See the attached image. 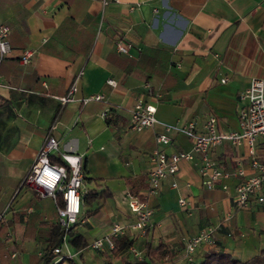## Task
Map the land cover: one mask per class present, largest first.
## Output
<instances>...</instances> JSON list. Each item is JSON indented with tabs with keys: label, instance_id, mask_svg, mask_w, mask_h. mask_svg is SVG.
Returning a JSON list of instances; mask_svg holds the SVG:
<instances>
[{
	"label": "crops",
	"instance_id": "crops-1",
	"mask_svg": "<svg viewBox=\"0 0 264 264\" xmlns=\"http://www.w3.org/2000/svg\"><path fill=\"white\" fill-rule=\"evenodd\" d=\"M0 23L9 27V52L0 61V264H39L52 237L55 204L21 184L47 134L58 142L57 157L79 155L92 179L83 181V194L102 193L87 205L81 196L79 218L84 221L73 230L88 244L106 235L112 223L132 221L123 195L143 192L156 148L167 153L191 148L185 135L174 132L167 145H157L155 135L164 132L159 123L128 130L129 110L137 100L154 105L160 122L184 125L195 119L202 130L212 114L222 130L232 131L239 129L238 94L252 77L264 79V0H117L105 5L101 0H0ZM119 33L131 43L127 54L114 49ZM24 48L35 53L20 64ZM76 76L72 100L61 102ZM91 94H102L103 100L78 101ZM256 149L263 159L262 139ZM209 156L223 169L240 160L247 174L253 172L244 145L224 141ZM237 182L230 177L204 187L197 160L181 161L176 175L163 180L148 200L153 215L147 234L121 238L131 239L128 247L142 255L146 244L164 243L169 259L178 262L182 237L216 226L215 246L197 249L195 263L215 248L245 261L264 249V210L237 208ZM179 198L188 199L191 208L179 205ZM128 247L113 259L110 251L74 249L67 242L69 251L80 252L72 258L51 253L49 262L121 264V259H134Z\"/></svg>",
	"mask_w": 264,
	"mask_h": 264
},
{
	"label": "built area",
	"instance_id": "built-area-1",
	"mask_svg": "<svg viewBox=\"0 0 264 264\" xmlns=\"http://www.w3.org/2000/svg\"><path fill=\"white\" fill-rule=\"evenodd\" d=\"M109 1L117 0H101V4L105 5ZM8 34L9 27L0 23V61L9 52ZM113 44L115 51L123 54H127L131 47V43L126 41L120 33L115 36ZM34 53L35 49L33 48L22 49L18 55V62L26 64ZM227 79V77H223L221 81L226 82ZM76 82L77 76L73 79L67 96L59 98L61 102L72 100L69 95L75 90ZM106 83L110 86L115 85L112 79H106ZM102 100V94H91L78 99L81 103ZM238 101L240 103L239 129L224 131L219 127L217 117L212 114L206 117L202 130L197 128L195 119L184 125L160 122L155 116L154 105L137 100L129 110L126 124L128 130L138 132L152 128L159 123L164 132L155 135L157 145H167L170 142L169 133L174 132L185 135L191 142V148L188 151L171 153L156 148L151 154L152 167L147 173V182L143 192L134 194L127 190L123 195L132 221L128 224L112 223L106 235L93 239L83 249L110 251L117 238L126 235L130 238L145 236L151 227L153 215V209L149 206L148 200L151 196L158 194L163 180L176 175L181 161L197 160L201 183L207 188L214 187L223 179L237 178L238 182L235 186L237 208L243 209L251 205H258L264 210V158L259 157L256 149L259 139L264 141V79L252 77L249 85L238 94ZM105 116L106 113H101V117ZM224 141H229L233 146L244 145L246 147L250 157V168L253 171L251 174L246 173L240 160L235 167L226 170L210 158L209 153ZM57 150V140L47 134L28 171L21 179V184L36 189L53 201L57 223L64 233L59 244L51 249V253L59 255L60 258H72L80 251H69L65 231L84 221L83 218H79L83 194L81 190L83 183L81 160L75 153L62 152L58 156L62 163H57L51 160L57 157ZM176 185V182L173 181L172 187H176ZM57 195L59 196V205L55 202ZM178 204L191 208V202L186 198H179ZM215 230L216 226H208L195 235L182 237L184 251L179 261H171L166 256L162 264H195L194 256L197 249L215 246ZM128 252L135 259H140L143 256L142 252L133 247H128ZM10 256L14 257L15 254L11 253Z\"/></svg>",
	"mask_w": 264,
	"mask_h": 264
},
{
	"label": "trees",
	"instance_id": "trees-1",
	"mask_svg": "<svg viewBox=\"0 0 264 264\" xmlns=\"http://www.w3.org/2000/svg\"><path fill=\"white\" fill-rule=\"evenodd\" d=\"M51 160L62 163L59 157L52 158ZM81 171H82V181H90L91 178L86 176V169L84 165L81 164ZM100 194L92 193L91 191H87L82 196L83 205L89 204L94 198L101 196ZM56 204L59 205V196H56ZM74 226V225H73ZM73 226L68 228L65 231L67 236V242L71 247L74 249H81L86 246V242L82 238L80 234L75 233L73 230ZM52 237L48 240L47 246L44 249V254L39 260V264H47L50 261L51 257V249L59 244V240L63 235L64 231L60 227V225L56 222L51 226ZM131 239H122L117 238L114 240V246L110 250L111 256L113 259L117 258L119 253L127 248L131 244ZM170 250L167 245L164 243H158L156 247H152L150 244H146L144 247V255L140 259H132L131 261H126L125 259H121V264H153L159 260H163L166 256L170 254ZM145 257L149 259V261L145 260ZM170 258V257H169ZM111 264V262L105 263ZM195 264H264V249L261 250L257 255L245 260L241 261L238 260L231 255L223 252L220 249H210L204 255L201 261Z\"/></svg>",
	"mask_w": 264,
	"mask_h": 264
}]
</instances>
